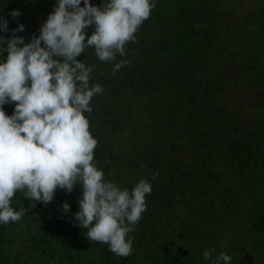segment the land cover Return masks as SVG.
<instances>
[{
	"label": "trees",
	"instance_id": "16d2710c",
	"mask_svg": "<svg viewBox=\"0 0 264 264\" xmlns=\"http://www.w3.org/2000/svg\"><path fill=\"white\" fill-rule=\"evenodd\" d=\"M56 3L0 0L9 29L0 36L23 24L16 35L29 42ZM154 3L124 57L101 62L94 49L77 57L104 89L85 113L97 167L122 189L141 179L152 187L129 234L132 254L87 239L74 216L77 184L46 206L14 195L13 209L27 212L0 223V264H211L203 255L211 248L213 259L224 252L231 264H264V0ZM121 59L130 64L114 72ZM3 107L11 115L15 104Z\"/></svg>",
	"mask_w": 264,
	"mask_h": 264
},
{
	"label": "clouds",
	"instance_id": "9594fccd",
	"mask_svg": "<svg viewBox=\"0 0 264 264\" xmlns=\"http://www.w3.org/2000/svg\"><path fill=\"white\" fill-rule=\"evenodd\" d=\"M154 7V0H102L100 5L83 0V6L81 0H57L29 42L16 35L23 24L12 29L10 38L0 36V223L18 222L26 214V208L17 211L11 206L17 192L46 206L57 189L71 193L80 184L82 196L74 216L84 235L106 244L117 256L132 254L129 234L147 210L146 195L152 187L141 179L131 191L122 189L97 167L98 141L85 113L91 114L90 102L104 89L90 84L95 66L77 57L87 49H94L101 62L124 57ZM20 14L19 9L10 13L13 18ZM8 30L7 20L0 18V31ZM129 64L121 59L113 71ZM8 103L15 104L11 115L3 107ZM62 211H70L67 202ZM214 252L206 250L204 259L231 264V256L220 252L213 259Z\"/></svg>",
	"mask_w": 264,
	"mask_h": 264
}]
</instances>
